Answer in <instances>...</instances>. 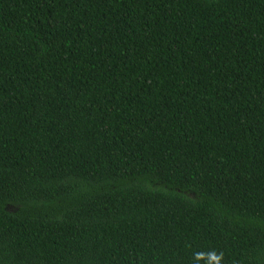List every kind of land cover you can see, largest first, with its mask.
<instances>
[{"label": "trees", "instance_id": "obj_1", "mask_svg": "<svg viewBox=\"0 0 264 264\" xmlns=\"http://www.w3.org/2000/svg\"><path fill=\"white\" fill-rule=\"evenodd\" d=\"M0 264H264V0H0Z\"/></svg>", "mask_w": 264, "mask_h": 264}]
</instances>
